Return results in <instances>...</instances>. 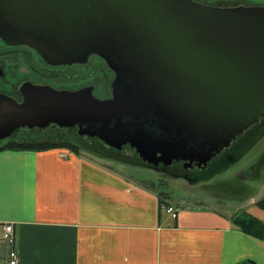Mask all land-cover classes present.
I'll return each instance as SVG.
<instances>
[{"label":"water","instance_id":"obj_1","mask_svg":"<svg viewBox=\"0 0 264 264\" xmlns=\"http://www.w3.org/2000/svg\"><path fill=\"white\" fill-rule=\"evenodd\" d=\"M0 38L50 65L100 57L111 96L24 83L0 93V141L21 128H76L141 163L205 166L264 118V7L193 0H0Z\"/></svg>","mask_w":264,"mask_h":264},{"label":"crops","instance_id":"obj_2","mask_svg":"<svg viewBox=\"0 0 264 264\" xmlns=\"http://www.w3.org/2000/svg\"><path fill=\"white\" fill-rule=\"evenodd\" d=\"M138 181L65 149L0 150V225L13 227L18 264H264L263 209L246 211L258 238L234 216L180 208ZM5 254L0 244L1 264Z\"/></svg>","mask_w":264,"mask_h":264},{"label":"rangeland","instance_id":"obj_3","mask_svg":"<svg viewBox=\"0 0 264 264\" xmlns=\"http://www.w3.org/2000/svg\"><path fill=\"white\" fill-rule=\"evenodd\" d=\"M193 1L223 8L264 6V0ZM2 44L0 42L2 53L0 70L4 75L0 78V93L14 98L19 97L18 88L25 80L30 79L29 67H33L35 70L53 74L49 83L57 90H78L93 86V94L98 99H107L111 96L114 74L104 61H99L98 58H89L88 62L81 66L46 71L38 62L37 64L33 62L32 66L28 65L26 58L9 52L10 50ZM243 137L240 141L238 139L230 150L218 154L210 164V169L198 177L194 175L185 177L190 172L185 170L181 163H175L173 169H166L161 165L157 168L146 167L129 146L117 151L97 138L78 136L76 129L51 127L44 131L21 130L13 137L0 142V145L13 141L68 142L78 147L80 156L117 169L121 168L148 187L153 183L154 191L160 194L162 199H167L180 208L209 207L232 217L257 208V204L264 200V121L254 125Z\"/></svg>","mask_w":264,"mask_h":264},{"label":"flooded vegetation","instance_id":"obj_4","mask_svg":"<svg viewBox=\"0 0 264 264\" xmlns=\"http://www.w3.org/2000/svg\"><path fill=\"white\" fill-rule=\"evenodd\" d=\"M258 7V6H256ZM260 7H264V6H260ZM0 42H2L4 45V47L7 49V50H10L9 52H14L16 54H19L21 57H24L26 58V60H28L27 62L29 63L28 65L32 66L33 62H35L37 64V62L43 66V69H45L46 71H48V69H60V68H70V67H77V66H81V65H84L85 63L88 62L89 58H98L99 61H103L100 57L96 56V55H90L86 62L83 63V64H72V65H50L48 64L47 62H45L38 54L35 50L27 47V46H23V45H9L7 44L6 42H4L1 38H0ZM8 52V53H9ZM4 54V53H3ZM22 54H25L24 56H22ZM2 55V53H0V56ZM105 63V62H104ZM106 65V63H105ZM107 66V65H106ZM108 68V67H107ZM29 72H30V79H27L25 80L22 84L24 83H30V84H33V85H44V86H50L52 88H54L50 83H49V80H51V78L54 76L53 74H48L46 72H42V71H39L38 69L35 70L33 67H29ZM109 69V68H108ZM110 70V69H109ZM111 71V70H110ZM111 73L113 74V72L111 71ZM32 74V75H31ZM4 74L2 73V71L0 70V78L3 76ZM33 76L35 78H33ZM52 76V77H51ZM56 76V75H55ZM21 84V85H22ZM21 85L19 86L18 88V94H19V97H11L12 99L16 100L17 102H20L21 101V95H20V92H19V89L21 87ZM86 87H90L92 88V94L94 92V87L93 86H86ZM85 87V88H86ZM55 89V88H54ZM79 90V89H78ZM69 91H76V90H69ZM4 94V93H2ZM6 95V94H5ZM8 96V95H7ZM94 96V94H93ZM95 97V96H94ZM97 98V97H96ZM260 121H264V118H260L255 124H253L252 126H250L249 128H247L242 134L236 136V138L230 143V146L228 148H225L223 149L220 153L222 154L224 151H227V150H230L231 147H234V143L239 139V141L242 139L243 136H245V133H247L248 130H250L254 125H258V123H260ZM56 128L57 126L55 125H50L48 126L47 128L45 129H27V128H21L17 131H15L13 133V135L11 137H13L14 135H16V133L18 131H21V130H41V131H44L48 128ZM58 128V127H57ZM61 129V128H60ZM62 129H76V128H62ZM259 129V128H258ZM77 130V129H76ZM78 134V133H77ZM80 136V135H78ZM81 137H87V136H81ZM248 138V137H247ZM246 138V139H247ZM9 139V138H8ZM243 139H245V137H243ZM7 139L3 140V141H6ZM3 141H0V142H3ZM68 143V142H67ZM74 145V144H72ZM123 148V147H122ZM219 153V154H220ZM218 155V154H217ZM217 155L215 157H217ZM215 157H213L205 166H201V167H197L196 166V163L193 162L191 163L190 165L188 164H185L184 162L182 161H177V162H173L171 166L169 167H166L167 168H174L172 167L175 163H181V165H183V168H185V170L189 171L190 173L189 174H186L185 177L187 176H195V177H198L199 175H202L204 172L208 171L211 167L210 164H212V161L215 159Z\"/></svg>","mask_w":264,"mask_h":264},{"label":"trees","instance_id":"obj_5","mask_svg":"<svg viewBox=\"0 0 264 264\" xmlns=\"http://www.w3.org/2000/svg\"><path fill=\"white\" fill-rule=\"evenodd\" d=\"M28 150V151H45L50 149H66L76 155H79V149L76 145L70 143H33V142H16L0 145V150ZM257 206L264 210V200L259 202ZM233 225L241 231L253 235L258 238L263 236V226L259 220L246 212L239 213L234 216Z\"/></svg>","mask_w":264,"mask_h":264},{"label":"built area","instance_id":"obj_6","mask_svg":"<svg viewBox=\"0 0 264 264\" xmlns=\"http://www.w3.org/2000/svg\"><path fill=\"white\" fill-rule=\"evenodd\" d=\"M163 209L166 214H169L170 217L176 218L177 209L170 206L164 205ZM0 244L5 248V263L6 264H18V255L14 249V234L13 227L10 224L0 225Z\"/></svg>","mask_w":264,"mask_h":264}]
</instances>
